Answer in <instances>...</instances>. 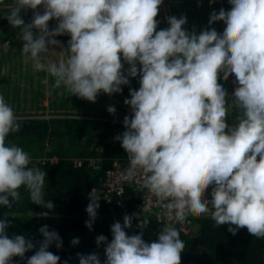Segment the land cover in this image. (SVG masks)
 I'll use <instances>...</instances> for the list:
<instances>
[{"label": "clouds", "instance_id": "clouds-1", "mask_svg": "<svg viewBox=\"0 0 264 264\" xmlns=\"http://www.w3.org/2000/svg\"><path fill=\"white\" fill-rule=\"evenodd\" d=\"M161 3L14 0L6 20L19 29L25 63L53 77L52 87L61 94L95 102L99 93H119L129 77L139 74V88L129 89L130 98L124 100L131 118L124 117L125 131L114 140L127 154L126 178L131 181L142 174L141 186L157 202L166 201L167 215L174 222L184 223L189 213L210 214L216 226L228 224L233 235L246 227L251 235L264 238V0H228L230 9L213 11L208 20L209 25L222 21V33L209 28L198 35L182 27L184 16L166 17L168 27L156 31L159 21L154 18ZM38 5L43 14L34 12L25 24L22 11ZM50 19H58L51 31ZM65 33L70 36L67 48L56 60L50 59L51 46L59 45L53 37ZM121 58L129 64L126 73L121 71ZM220 69L224 77L235 76L234 126L225 122L230 104L218 80ZM107 112L113 114L115 108L109 106ZM20 127L0 95V206L10 209L23 188L31 203L52 210L53 203L44 198L45 171L30 166L29 153L6 140ZM209 185L211 200L203 199ZM99 198L92 190L85 208L89 229ZM131 218L125 215L123 226L111 225L103 264H180L185 242L176 227L164 226L154 242L145 243L141 234L126 235ZM137 219V228L148 226L147 218ZM8 227L0 219V264L23 258L34 247L23 235L9 237ZM38 231L43 240L26 264H58L59 256L47 251L54 241L57 249L61 247L58 234L47 225ZM105 239L99 235L95 242L99 245ZM77 256L79 264H101L94 253Z\"/></svg>", "mask_w": 264, "mask_h": 264}, {"label": "trees", "instance_id": "trees-1", "mask_svg": "<svg viewBox=\"0 0 264 264\" xmlns=\"http://www.w3.org/2000/svg\"><path fill=\"white\" fill-rule=\"evenodd\" d=\"M221 1L223 9L228 11L231 7L228 0ZM13 3L14 0H0V6L12 7ZM217 8V0L162 2L158 6L157 16L154 18L159 21L156 31L168 27L166 17L184 16L186 24L182 27L190 33L195 31L198 35L201 30L209 28L222 33L218 30V21L211 25L208 24L210 13L213 11L218 13ZM34 12L43 14V7L38 5L35 10L22 11L21 18L24 22L30 23ZM6 16L0 20V28L8 23ZM57 23L58 19H50L47 22L49 31L54 29ZM53 39L59 41V45H52V50L49 53L52 59L56 60L59 52L67 48L70 36L65 33L53 37ZM121 63L127 71L129 64L122 58ZM139 67L137 63L138 71ZM130 79L133 90H137L139 74L136 77H130ZM236 116L237 112L231 106L233 126L236 123ZM18 121L21 124L20 130L11 133L6 140L20 146L32 157L46 159L37 162L34 166L45 171L44 198L50 200L54 208L47 210L31 203L28 193L23 188L20 189V200L13 203L10 209L0 206V219H4L9 225L6 234L9 237L23 235L34 245L33 249L26 252L23 258L12 257L9 264H26L27 259L38 250L39 243L43 240L38 229L45 225L49 231H55L60 238L61 247L59 249L56 248L55 241L47 249L59 256L58 264H64L65 261L67 264H79L77 254L93 253L96 244L95 236L103 235L106 238L105 241L110 242L112 239L111 225L114 222H119L123 226V219L114 218L113 215L120 212L130 213L144 198L143 190L127 188L121 197L109 201H98L99 207L91 229L85 227V221L88 220L85 208L89 203V192L103 184L105 173L113 160L127 156L121 148L120 142L114 140L115 136L125 131L123 123L36 118L18 119ZM51 136H67L73 146L83 142L87 147L91 142H96L98 150L95 154L92 153L96 158L93 165L84 160L79 164H74L54 150L43 153L45 140ZM87 155L86 150L80 153L81 158H85ZM49 159H56V161L52 164ZM46 211L47 215H42ZM143 218L145 217L140 219ZM147 219L149 224L144 229L136 227L138 219L131 221L130 227L124 229L126 235L141 234L145 243L153 242L159 226L151 219ZM228 227V224L216 226L211 219H205L197 221L193 232L186 235L180 234V238L185 242L184 249L180 254V264H264V238H256L251 235L246 227L239 228L233 235L228 231ZM232 227L236 226L232 225ZM73 238H78V244L70 243Z\"/></svg>", "mask_w": 264, "mask_h": 264}, {"label": "rangeland", "instance_id": "rangeland-1", "mask_svg": "<svg viewBox=\"0 0 264 264\" xmlns=\"http://www.w3.org/2000/svg\"><path fill=\"white\" fill-rule=\"evenodd\" d=\"M162 2L171 3L178 2V0H162ZM217 3L219 12V10L223 8V2L217 0ZM10 8V6H0V20L6 16ZM218 26V30L222 32L225 27L223 22L218 21ZM37 31L38 30L33 29L34 35L37 34ZM1 34L0 95L5 97V101L12 107L18 119H83L104 123H123L125 116L131 117L130 107L124 104V100L130 98L129 89L133 90L130 77L128 78L129 83L127 85H122L119 93L108 95L101 92L97 95L95 102H89L76 96H68L66 92L61 94V89L52 87L54 82L53 77L47 76V73L43 71H33L31 62L25 63L20 51L23 41L19 39V35L15 34L13 40L16 41V43H14L7 39L12 38L13 35L11 37L5 35L6 32ZM48 56L52 59L50 53H48ZM121 71L126 73L123 66ZM222 71L223 69L218 71V80L223 82L227 93L225 101L226 104H230L228 106V115L225 117V122L233 126L231 123V102L234 99L232 93L236 87L233 83L235 76L234 74H229L228 77H224L221 75ZM45 79L47 80L46 83ZM109 106L115 108L113 114L107 112ZM225 131H227V129ZM70 143L71 140L69 141V137L67 136L47 137L44 143L43 153L54 150L63 158L71 160L74 164H79L83 160L90 165L93 164L94 159H96L93 154L98 150L96 149L98 147L95 145L96 142H91L87 147H85L83 142L77 146H73ZM83 150H86V154L88 153L85 158H81L80 156ZM30 157V166H34L37 162L46 160L45 158H37L36 156ZM49 160L52 164L56 161V159ZM125 215L126 213L120 212L113 216L114 218L123 219ZM96 237L97 236L94 238L96 239ZM107 243L108 242L104 241L99 245L95 244L94 247L93 253L98 256L101 264H103L105 259L104 248Z\"/></svg>", "mask_w": 264, "mask_h": 264}, {"label": "built area", "instance_id": "built-area-1", "mask_svg": "<svg viewBox=\"0 0 264 264\" xmlns=\"http://www.w3.org/2000/svg\"><path fill=\"white\" fill-rule=\"evenodd\" d=\"M127 167V156L120 157L119 159H115L111 162L110 167L105 173V179L103 184L96 189H92L94 194L99 195L100 198L98 201H109L113 198L121 197L125 189L127 188L143 190V200L139 204H137L130 213L126 215L132 217L131 221H134L138 217H145L151 219L159 226L157 233L164 226L172 224V226L177 228L180 234L186 235L193 232L197 221L211 219L210 214L196 215L194 213H189L184 223L174 222V217H170L167 215V209L164 207L166 201L157 202L156 197H154L147 189L141 186L142 174L138 173L136 178L131 181L126 178L124 170H126ZM211 189L212 185H209V187L205 190L203 194V199L211 200ZM92 190L89 192V197ZM157 233L155 235L154 241L157 239Z\"/></svg>", "mask_w": 264, "mask_h": 264}, {"label": "crops", "instance_id": "crops-1", "mask_svg": "<svg viewBox=\"0 0 264 264\" xmlns=\"http://www.w3.org/2000/svg\"><path fill=\"white\" fill-rule=\"evenodd\" d=\"M25 24H28V23L25 22ZM5 32H6L5 35H8L10 37L13 35L12 38H7V39L10 40V41H12V42H14V43H16V41H14L13 39L15 38V34L16 35H19V29L18 28H13L12 26L9 25V23H7L5 26H3L0 29V37L2 35L1 33H5Z\"/></svg>", "mask_w": 264, "mask_h": 264}]
</instances>
